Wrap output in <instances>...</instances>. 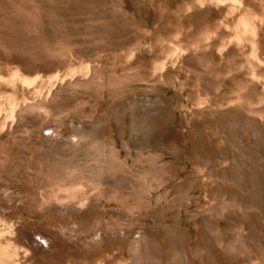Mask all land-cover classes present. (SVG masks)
I'll list each match as a JSON object with an SVG mask.
<instances>
[{
	"label": "rangeland",
	"instance_id": "obj_1",
	"mask_svg": "<svg viewBox=\"0 0 264 264\" xmlns=\"http://www.w3.org/2000/svg\"><path fill=\"white\" fill-rule=\"evenodd\" d=\"M194 1L196 3L185 2L190 13L183 16L175 14V18L172 20L175 27L166 24L169 30L162 29L159 36L156 33V26L159 25L157 16L153 10L150 13H145V0H125L126 10L130 12L137 9L142 10L147 31L140 37L139 42H131L126 45L127 50L124 48L123 54H120L118 59L115 58L111 66L118 77L125 73L124 69L131 67L130 69H134V74H137V79L142 78L139 81L142 82V86L137 87L139 90L135 92L136 94L130 90L126 92V99L137 98L135 103L130 102L129 104L125 102V99L118 103L114 101L115 104L112 102L110 105L109 96H113V93L111 94L107 90L110 85L107 83L108 69L104 67L106 65L105 58L99 60V63L103 64L102 74L99 75L93 73L94 64L91 63L89 57L83 56L85 59L82 58V61L79 62L73 56L72 63L68 64L70 66H67L65 70L57 69L51 73H44L43 70L37 69L32 73H26L22 70V65L19 62H11L6 77L0 76L2 79L0 81V124L6 125L4 130L0 131V140L6 137L5 141H7H0V200L19 208L16 211L17 226L24 230L29 239L37 240L34 234L36 232L46 230L53 232L54 240L49 243V246L43 244L44 247L41 248L42 255L39 257V264H131L133 260L127 252L129 242L124 243L120 253L116 252L117 249L113 246H106L107 248L95 253L86 244L90 238H96L108 230L105 226L103 228L95 227V221L100 220L102 223L105 220L107 224L109 217H112L117 223H122L127 218L126 211L130 205L139 206V203L141 214L137 215L136 224L131 228L132 233L128 237L134 236V232L139 229L151 228L155 222L152 214L155 211L163 210L166 217L160 218L159 221L162 220L161 225H164L168 233L173 234V241L177 242L174 240L176 236L185 238V243L188 246L189 264H212V262L213 264H264V258L257 249L259 245L264 247V137L257 126L245 128L241 118L238 121L237 119L231 120L229 123L221 118L215 123L204 119L201 111L214 105L212 95L225 92L230 88L225 85L218 92L203 91L205 83L201 79L206 78L205 75L208 74L203 72L205 75L194 76L190 68L187 67L189 63L186 61L191 50L207 48V53H210L212 44L216 43L214 38L220 39L216 47L223 59H226V53L231 52V45L236 44L245 59H241L238 64H235L238 66L235 70L242 69L243 73H237L234 77L248 76V80L256 79L264 87V78L259 76L258 69L259 62L262 61L257 54L258 25L254 29L247 27L240 35L234 30L236 15L229 16L228 20L221 15L223 21L219 30L226 29L224 36L219 38L214 30L205 29L206 31L199 32L201 39L186 41L184 40L186 19L193 12L200 13V6L203 7V10L207 9V5H204L207 0ZM229 1L235 0H215L217 3L224 4ZM173 6L177 8L176 0H173ZM234 8L237 9V7ZM263 13L260 14L263 15ZM212 14L216 20H219L215 12ZM228 15L231 13L228 12ZM189 19L191 22V18ZM231 19H234L233 22ZM162 20L159 26L166 23L164 17ZM191 26L194 27L193 24ZM194 31L192 29V32ZM246 45L249 46V49L242 52ZM183 51L185 52L183 53ZM105 56H107L106 53ZM13 57L15 60L20 58L14 55ZM34 65L38 68L39 62H34ZM260 70L263 71L262 68ZM79 76H84V79L90 81L89 84L92 86L89 88L91 91H87L86 95L83 92L79 94L78 98L68 95L52 108L55 114L39 120L40 122L38 121L34 128H30L26 132L13 131L12 135L6 134L10 120L15 118L16 112L26 100L35 99L32 103L37 104L45 101L43 99L45 95H52L53 98V93L59 88L61 89L64 83L71 80L70 78L74 79ZM98 76L104 77V79ZM230 77L226 78V82L234 85ZM95 80H100V82ZM194 82L199 85L197 87L192 85L195 84ZM94 84L95 89L93 88ZM245 85L248 92L252 93L254 84L248 86L246 83ZM27 87H29L28 91ZM191 87L198 89L204 99L195 102L190 95ZM104 88L105 90H103ZM153 89L159 91L161 95L163 94V103H166L167 106L161 109L152 105L150 109L142 110V106H146L148 103L139 102L140 98L141 100L145 97L152 99L151 90ZM242 90L243 88L230 91L242 98L245 95ZM179 92L181 93L178 94ZM132 93L134 97H132ZM254 95L256 96L254 103L259 104L257 109L264 110V92ZM38 96L40 98H37ZM117 96L119 95L117 94ZM80 99H82L83 110L88 113L92 112L89 114L90 122L93 125L90 126V129L93 128L95 131L85 132L88 129L86 130L84 126H62V123L57 120L70 115L75 110V107H70V105L73 101ZM168 99L174 100L173 107H171L172 102H169ZM233 100L234 98L231 101ZM158 103L163 106L162 102ZM229 103V100L221 102V109L223 111L231 110L233 107ZM92 106L94 107L92 108ZM96 107H99L103 114L95 113V109H98ZM122 107L124 108L121 110ZM127 108L135 111V114L130 117ZM38 111L36 110V112ZM108 112H116L118 118L104 119L103 115ZM97 121L98 123H96ZM53 123L58 124L60 128L52 130ZM14 125L17 126V123ZM82 129L85 130L84 133ZM71 130L77 134L72 136ZM96 130L102 131L104 135L98 134ZM48 132L51 134L50 136L46 135ZM78 132H81V136L78 135ZM88 133L96 134V138L93 136L88 139L92 136ZM83 134H85V138H83ZM35 137L54 140V145L49 146V143L43 141L44 146L36 145L34 148H26L25 144L33 139L35 141ZM27 138L31 140H27ZM84 139H86L85 142H83ZM18 143L23 146H18ZM95 154L112 156L111 158L114 157L113 159L122 162L135 172L148 169L149 171L143 176L144 179L140 186H137L136 180L133 183L123 180L118 187L116 197H111L112 188L105 182H102L99 187L100 183L94 185L91 183L93 181H88L84 185L88 188V184L89 188H85L84 193L76 192L74 188L80 185V180L77 182V179H71L70 173L75 166L80 165L81 167ZM87 165L86 167H88ZM89 165L96 167V165ZM105 172L110 173L108 170ZM115 172L124 173L119 170H114L112 173ZM84 174L87 175L89 172ZM117 177L122 178L123 176L117 175ZM56 180H60L59 182L62 183L60 184L62 186L57 185L60 188L50 184ZM71 181L72 184L76 183L75 186L70 184ZM144 182L145 185H143ZM62 187L67 190L62 191L64 189ZM68 191L72 194H69ZM73 192L76 193L73 195ZM75 195H79L78 198ZM76 199L80 206H76L78 205ZM38 201H42V203H38ZM55 203L56 205H54ZM57 203H59L58 207ZM217 203L220 208L217 207ZM70 205L71 207H69ZM40 206L41 211L37 209ZM46 208L49 212L67 220L68 225H63L62 220L60 223L53 216L46 215L43 212ZM79 208H82L81 211ZM1 209L0 211H2ZM74 215L78 218L75 219ZM120 220L122 221L120 222ZM72 226L75 227L73 231H76L77 234L69 237L66 232L68 227ZM208 226L217 228L216 232L207 231L204 233L206 229L209 230ZM239 230L242 234L238 235ZM69 233L72 231L69 230ZM239 236L242 242L240 249L228 250L226 245L228 240ZM9 239L20 240L21 237L17 234L14 225L12 226L11 223L0 218V264H10L11 260L14 264L17 261L20 262L19 264H23L22 252L16 251L19 250V247L8 244L6 240ZM197 244L211 246L213 256L208 258L204 253L205 250L200 249ZM83 247L85 250L82 249ZM96 248L99 247L96 246ZM228 251L231 252L228 253ZM113 253L119 257L118 263L113 261ZM228 258L232 259L231 262Z\"/></svg>",
	"mask_w": 264,
	"mask_h": 264
},
{
	"label": "bare ground",
	"instance_id": "obj_2",
	"mask_svg": "<svg viewBox=\"0 0 264 264\" xmlns=\"http://www.w3.org/2000/svg\"><path fill=\"white\" fill-rule=\"evenodd\" d=\"M185 2L186 3H190V2L196 3V1L194 0H183V2L182 0H176L177 8H174L173 0H145V3H144L145 13H150L151 10H153L155 12V15L157 16L159 25L163 21L162 17H164V19L166 20V23L162 24L161 26L159 25L156 26L157 35L159 36L161 35L162 29L165 31L169 30V27L167 28L166 24H168L169 26L175 27V24L172 22V20L175 18V14H177V16H183L184 14L188 15V13H190L185 5ZM124 4H125V0H0V76L2 78L6 77L7 73L9 72L8 67L11 62H19V64L22 65L21 67L22 70L26 73H32L36 71L37 69L43 70L44 73H51L57 69L65 70L67 69V66H70L68 64L72 63L73 56H75L79 62L82 61V58L85 59L83 56L89 57L91 59V63L94 64L92 68L93 73L99 75V74H102V65H103L99 63V60L101 58H105L106 65H104V67L108 69L107 83L110 85V87L107 90L111 92V94L113 93V96L112 95L109 96L110 102H111L110 105L114 101L118 103V102H121L122 100H125L127 97L126 96L127 91L130 90V91H133V93H135L139 90V88L137 87L142 86V82H139L141 81L142 78L137 79L138 76L137 74H134V71H133L134 69H130L131 67L129 69L128 68L124 69L125 73L122 76L118 77L114 73L111 63L112 61H115V58L118 59L117 57L120 54H123V51L126 45L130 44L131 42H137V41L139 42L140 37L144 35L147 30L145 27L146 20L144 19L142 10L137 9L136 11L130 12L125 9ZM204 5H207L206 10H203V7L200 6V13L193 12L192 15L186 19L185 25H184L185 26L184 28L186 31V33L184 34V40L187 41L189 39H192V40L201 39L202 37L201 35H199V32L205 29L214 30L215 33L219 35V38L224 36V34L226 33V29H224L223 31L219 30V28L222 27L221 23L223 21V18H221V15H223L224 18L227 20L229 19V16L236 15L235 17L236 22L234 24V30L236 33H239L240 35L242 34V31H244L247 27H251L254 29L256 28V25H258L257 27L258 53L257 54L263 61V62L262 61L259 62L258 69H259V76H262L264 78V13L263 15L260 14L261 12H264V0H239V1L235 0V1H229L227 4L217 3L215 2V0H207V2L204 3ZM234 7H237V9ZM213 12H215L219 20H216L215 16L212 14ZM228 12H230L231 15H228ZM189 18H191L192 23L190 22ZM233 20L234 19H231V22H233ZM226 23L228 22L226 21ZM191 24H193L194 27H192ZM192 29H194L195 30L194 32H197V33L192 32ZM214 40L216 41V43L212 44L210 53H207V50H208L207 48H203L201 50L199 49L191 50L190 54L186 58V61L189 63V66L187 67L190 68L194 76L199 77V76L205 75V73L203 72H206V74H208V75H205L206 78L202 77L203 79H201L203 83H205V86H207V87L205 86L203 87L204 88L203 91L205 92H208V91H211L212 93L218 92V90H220L222 87L226 85L232 91L241 90L243 88L242 91L245 93V95L242 98H239L237 94L231 93V91L227 89L225 92L222 91V93L213 94L212 97H213L214 105L209 106L205 111H201V113L204 116V119L215 123L217 122L218 119L221 118L227 121V123H229L231 120L237 119L238 121V119L241 118V121L243 120L242 122L244 123L243 126H245V128H249V127L251 128L253 126L254 127L257 126L260 129L261 135L264 137V110L257 109L259 104L254 103V100L256 99V96L254 94L263 93L264 87L260 85L256 79L248 80V76L239 75V77L237 76L238 78L234 77L235 74L237 73H240V74L243 73L242 69L235 70L238 68V66H236L235 64H238L239 60L245 59V56L241 55V51L239 50L238 45L232 44L231 52L226 53L225 55L226 59H223V57L218 52L217 47H216L220 39L214 38ZM248 49H249V46L246 45V47L242 49V52H245ZM128 52L130 53L129 49H128ZM184 52L185 51H183V53ZM105 53L107 54V56H105ZM13 55L19 56L20 58L18 60H15L14 59L15 57H13ZM36 61L39 62L38 68H36L35 67L36 65H34V62ZM261 68L263 69V71L260 70ZM98 77H101V76H98ZM228 77H230L234 85H230L229 83L226 82V78ZM101 78L104 79V77H101ZM70 79L71 80H69L68 82L62 85L63 87L61 89L59 88L55 93H53V98H52V95H45L43 96V99L45 101L39 102L37 104L32 103V101L35 99L26 100L20 106L19 110L16 112L15 118L10 120L9 125L7 124L8 132L6 134L12 135L13 131L26 132L28 129L34 128L35 125H37V122L39 120H42L51 114L53 115L54 112L52 108L57 103H59L61 99H65V97L67 98L68 95L78 98L81 92H83L86 95L87 91H91L89 90L91 86L89 84L90 81L84 79V76L82 77L79 76L77 78H74V79L70 78ZM0 81H2L1 78H0ZM60 82H63V81L60 80ZM97 82H100V80ZM246 83L248 84V86L254 84V89H252V93L248 92L247 86L245 85ZM95 84L93 85V88L95 87ZM192 85H195L197 87L199 84L196 82L195 84H192ZM28 89L29 87H27V91ZM103 90H105V88ZM151 91H152V95H151L152 99H147L148 97L147 98L145 97L146 99L143 98V100H141L140 98L139 100V102H142L144 104L148 103L146 104V106L145 105L142 106V110H148L152 107V105L153 106L155 105L156 108L164 109L167 106V104L163 103L164 102L163 94L161 95L159 91H156L154 89ZM190 92H191L190 95L192 99L195 100V102L204 99L203 97H201L198 89L191 87ZM180 93L181 92H179L178 94ZM117 94L119 96H117ZM132 97H134V94ZM180 97H182V95H180ZM37 98H40V96H38ZM232 98H234L233 101H231ZM136 99H126L125 102L129 104L130 102L135 103ZM179 99H178V102H179ZM168 100H170L169 102H172L171 107H173L174 100L173 99H168ZM226 100L230 101L229 105H231L233 108L231 110L223 111L221 109L220 104L221 102L226 101ZM158 102H162L163 106L158 105L159 104ZM119 104H123V103H119ZM70 107H75V110L72 111L70 115L65 114L66 118L57 119L58 122H61L62 126L63 125L64 126L68 125L71 127L84 126L86 130L88 129V131H85L82 129L83 133L84 131L89 132V130H93V128L90 129V126H93V125H92V122H90V116H89V114L92 112L90 111V113H88L83 110L84 108H82L83 107L82 99L73 101ZM93 107L94 106H92V108ZM96 108L98 109H95L96 110L95 113L100 112L99 115H101L102 110L99 109V107H96ZM118 108L120 109V106H118ZM123 108L124 107H122L121 110ZM36 110H39V111L36 112ZM126 110L128 114L130 115V117L135 114V111H133L130 108H127ZM117 115L118 114L116 112H110V113L108 112L105 115H103V118L109 119L110 117L113 118V117H116ZM14 123H17V126H15L16 124L14 125ZM96 123H98V121ZM240 123L239 124L237 123V124L240 125ZM53 126L54 128L52 130L54 129L56 130L57 128L58 129L60 128L58 124H54ZM5 127L6 125L0 124V131L4 130ZM52 130L50 131V133L52 132ZM73 131H72V136L73 134L75 136L76 132L75 131L73 132ZM96 132L98 134L100 133L103 134L102 131L96 130ZM50 133L48 132L46 135L50 136L51 135ZM78 133H79L78 135L81 136L80 134L81 132H78ZM88 134H91V133H88ZM91 135H89L91 137L88 139L93 138V136H95L96 134L95 135L91 134ZM84 136L85 134H83V138H85ZM13 138L16 139L15 137ZM35 138H36L35 141H33L34 139L32 138L33 140L30 142L26 141L27 142L26 144H25V140H26L25 139L23 142L25 144V147L28 149L32 147L34 148V146L36 145H39L41 147V146H44L43 141H45L46 143H49V146L54 145V140H51V139L44 140V139H39L37 137ZM94 138H96V136ZM5 139L6 137L4 139L2 138L0 141L4 142ZM28 139L30 138H27V140ZM85 140L86 139H84L83 142H85ZM87 143H90V142H87ZM18 146L21 147L23 145L18 143ZM111 157L105 156V154H100V155L95 154V156L92 155V158L87 160L81 167L80 165L75 166L72 172L70 173L71 174L70 178L77 179V182L78 180H80L79 182L80 185H78L77 188H74V190L76 189V192L78 191V192L84 193L83 190L87 188L85 187L84 184L87 183L88 181H93L91 183H94V185L100 183L99 187L101 186L102 182H105L112 188L111 190L113 191V193L111 194V197H116V194H118V187H120L121 185L120 183L123 180H126L128 182L132 181V183L134 182V180H136L137 186L138 185L140 186V184L142 183V180L144 179L143 176L146 175L149 169L148 170H138L135 172L131 168H127L122 162H119L113 159L114 157L113 158ZM90 161H92V163H89ZM89 164L96 165V167L90 166ZM86 165L88 167H86ZM105 170H108L110 173L107 174ZM114 170H119V171H123L124 173L125 172L126 173L125 174L121 172L112 173L114 172ZM85 172H89V174L86 175L84 174ZM117 175L123 176V177L119 178L117 177ZM59 181L60 180L52 181L51 183L49 181L48 182L53 186L54 185L59 186L60 184H62ZM68 182H66L67 183L66 185H68ZM72 183L73 182L71 181L70 184L75 186L76 183L75 184H72ZM145 184L146 183L144 182L143 185ZM71 185L69 186L72 187ZM87 186L89 188L88 184ZM63 190H67V189L64 188L62 189V191ZM76 192H73V195ZM69 194H72V193H69ZM78 196L75 195L76 198H78ZM75 201L78 203L77 199ZM40 202L42 203V201H38V203ZM82 204L84 203L82 202ZM54 205H56V203ZM58 205L59 203H57V207ZM71 205L69 207H71ZM217 205H218L217 207H219V203H217ZM65 206L68 207V205H65ZM76 206H80V204L78 203V205ZM139 206H140V203H139ZM139 206L130 205V208L127 209L126 211L127 218H125L122 223H117L116 220L112 217H109L107 224L105 220H104L105 222L102 220L103 221L102 223H100V220L95 221L94 222L95 227L103 228V226H105L107 227L108 230L107 232L105 230L102 235L100 234L96 238H93V237L90 238L88 243L86 244L87 247L92 249L95 253H99L104 248H107L108 246H113L117 249L116 252L120 253L122 248L124 247V243L129 242V245L127 247L128 248L127 252L130 255L131 259L133 260L131 264H143V263L144 264H189V255L187 253L188 246L185 243V238L176 236L175 237L176 239L174 240H177V242L173 241L172 240L173 234L168 233L164 225H161L162 220L159 221L160 218L166 217V213L163 210L155 211L152 214V216L155 218L154 220L155 222L151 228H147L146 230H144L143 228H142L143 230L139 229L137 232H134V236L128 237L129 234L132 233L131 228L136 224L137 215H139V213L141 214ZM120 207H122L121 204H120ZM0 208H2L1 209L2 211H0V218L5 222L11 223L12 226L14 225V227L16 228L17 234L21 237L20 240H17V239L16 240H13V239L6 240L7 243L8 244L10 243L12 245H15L16 247H19V250H16V251L22 252L23 264H39L40 262L39 257L40 255H42L41 248L43 244L44 246H49V243L52 240H54L53 232L49 230L36 232L34 234L37 240L34 241L32 239H29L26 233L24 232V230H21L17 226L18 220H17L16 211L19 208L15 205L5 203L1 200H0ZM222 208L223 206L221 207V209ZM37 209L41 211V206L38 207ZM43 212L46 215L53 216L56 220H58V222L62 220L63 225H66V226L68 225L67 220L60 217L59 215H56L53 212H49L47 208ZM60 212H63V211H60ZM75 215H78V214H75ZM77 218L78 217L75 216V219ZM121 221L122 220H120V222ZM208 227H209V230L206 229L204 233H206L207 231L214 233L217 230V228L215 227H210V226ZM74 229H75L74 226L68 227L66 235H68L69 237H73V235H76L77 232L76 231L74 232L73 231ZM69 230L72 231V233H69ZM239 232H238V235L242 234L241 232L240 233ZM9 236L11 238V235ZM226 245H227L228 250L236 251V249H240V245L242 246L241 237L239 236L238 238L236 237L235 239L228 240ZM96 246H98L99 248H96ZM197 246L200 249L205 250L204 253L207 254L208 258L213 256L211 246L207 244L206 245L197 244ZM82 249L85 250L84 247ZM257 249L260 251L262 257L264 258V247L259 245ZM43 251L45 250L43 249ZM230 252L231 251H228V253ZM197 255L200 256L201 254L200 255L197 254ZM113 257H114L113 261L118 263L117 259L119 257L116 255V253H113ZM9 259L11 260L12 258H9ZM228 259L231 262L232 259L231 258H228ZM210 261L212 262V260ZM19 263L20 262L17 261V263L15 264H19ZM10 264H14L12 260Z\"/></svg>",
	"mask_w": 264,
	"mask_h": 264
}]
</instances>
